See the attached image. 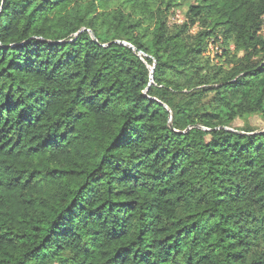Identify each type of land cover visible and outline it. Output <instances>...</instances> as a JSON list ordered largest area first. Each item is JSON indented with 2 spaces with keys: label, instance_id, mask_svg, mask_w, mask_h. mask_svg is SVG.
Returning <instances> with one entry per match:
<instances>
[{
  "label": "trees",
  "instance_id": "16d2710c",
  "mask_svg": "<svg viewBox=\"0 0 264 264\" xmlns=\"http://www.w3.org/2000/svg\"><path fill=\"white\" fill-rule=\"evenodd\" d=\"M263 26L264 0H0V264H264Z\"/></svg>",
  "mask_w": 264,
  "mask_h": 264
},
{
  "label": "rangeland",
  "instance_id": "374dc122",
  "mask_svg": "<svg viewBox=\"0 0 264 264\" xmlns=\"http://www.w3.org/2000/svg\"><path fill=\"white\" fill-rule=\"evenodd\" d=\"M185 10V8H183ZM182 9H175L174 14L170 16V23H180L183 21L184 15L181 13ZM248 123L255 127L256 129H264V119L259 116H253L248 119ZM246 126V121L244 119H237L233 125L234 128H244Z\"/></svg>",
  "mask_w": 264,
  "mask_h": 264
},
{
  "label": "built area",
  "instance_id": "2783aa9c",
  "mask_svg": "<svg viewBox=\"0 0 264 264\" xmlns=\"http://www.w3.org/2000/svg\"><path fill=\"white\" fill-rule=\"evenodd\" d=\"M197 30V28L192 29V32H195ZM261 34H264V26L261 30ZM209 52L211 54V57H215L218 54H220L222 52V48L221 45L218 43H214V42H210L209 44Z\"/></svg>",
  "mask_w": 264,
  "mask_h": 264
},
{
  "label": "water",
  "instance_id": "95a60500",
  "mask_svg": "<svg viewBox=\"0 0 264 264\" xmlns=\"http://www.w3.org/2000/svg\"><path fill=\"white\" fill-rule=\"evenodd\" d=\"M94 35V34H93ZM124 44H127V43H125V42H123ZM170 122H171V126H172V115H171V117H170ZM230 130H234V129H230Z\"/></svg>",
  "mask_w": 264,
  "mask_h": 264
}]
</instances>
